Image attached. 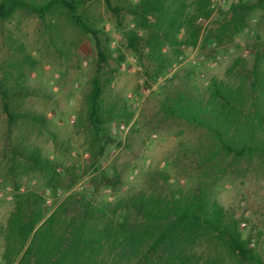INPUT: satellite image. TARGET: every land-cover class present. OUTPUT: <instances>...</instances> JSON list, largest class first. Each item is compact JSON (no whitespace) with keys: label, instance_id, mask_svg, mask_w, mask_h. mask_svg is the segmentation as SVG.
Masks as SVG:
<instances>
[{"label":"trees","instance_id":"16d2710c","mask_svg":"<svg viewBox=\"0 0 264 264\" xmlns=\"http://www.w3.org/2000/svg\"><path fill=\"white\" fill-rule=\"evenodd\" d=\"M95 2L114 18L126 49L143 69L146 85L163 77L183 49L209 46L217 52L218 46L233 42L247 29L256 10H264V0H238L216 14L222 18L203 27L213 18L210 0H0L2 21L21 9L41 20L58 10L71 26L92 38L95 58L75 126L84 130L86 151L96 171L99 158L114 142L110 123L128 124L134 113L127 102L108 93L125 55L111 48L110 39L85 10L86 4ZM262 45L255 49L249 68L241 56L233 59L226 72L232 74L230 81L211 77L206 89L199 91L189 84L190 70L183 86L163 89V118L205 131L209 146L201 162L208 164L207 169L264 163ZM175 78L176 74L166 82L172 84ZM9 79L0 76L1 110L8 127L21 123L50 132L46 115L18 109L16 98L26 88L19 79L14 84ZM50 134L55 141L56 134ZM3 155L7 181L15 192L13 208L0 225V264H228L231 259L237 264H264L256 248L250 247L251 238L244 236L241 220L218 201L205 180L186 189L174 188L169 176L158 172L159 186L129 191L114 202L69 193L49 207L38 190L21 191L19 178L38 175L55 199L59 191L68 192L75 184L74 169L50 159L22 135L4 147ZM99 182L117 188L120 177L102 172Z\"/></svg>","mask_w":264,"mask_h":264},{"label":"rangeland","instance_id":"374dc122","mask_svg":"<svg viewBox=\"0 0 264 264\" xmlns=\"http://www.w3.org/2000/svg\"><path fill=\"white\" fill-rule=\"evenodd\" d=\"M33 1L41 3L45 0ZM85 10L110 39L111 48L119 49L125 55V62L117 69L108 93L127 102L134 113L133 119L128 124L114 121L127 128L122 132L115 131L110 123L114 142L99 158L96 171L86 151L84 130L75 126L83 96L88 93V77L95 58L92 38L71 26L58 10L46 14L41 20L31 11L21 9L9 19L0 20V76H9L11 84L19 79L27 92L22 91L21 98H16L18 109L46 115L50 132L56 134L53 141L45 129L21 123L9 128L0 102V225L5 224L13 208L15 192L14 184L7 181V160L3 150L10 141L15 142L22 135L27 142L39 146L50 159L73 168L77 176L72 188L68 192L59 191L55 199L50 197L38 175L21 176L18 181L20 190H38L45 197L47 206H53L54 202L57 205L69 193H88L97 201L106 199L114 202L129 191L159 186L158 172L166 173L168 183L174 188L186 189L198 180H205L210 183L218 201L241 220L244 236L250 237L254 243L250 247H255L264 259V163L255 160L238 167L224 165L207 169L208 164L201 162L209 146L205 131L182 120H166L160 113L163 89L183 86L188 71H193L189 76L190 86L203 91L211 77L226 81L232 79V74L227 75L226 72L234 58L241 56L246 59L249 68L259 43L262 42L260 47L264 48V10H256L247 29L233 42L218 46L217 52L209 46L184 49L185 58L193 54L200 63L183 62L172 73V76L176 74L172 84L166 82L172 76L162 79L165 73L156 81H149V85L144 83L146 78L142 67L126 49L115 20L104 5L88 3ZM222 17L223 14L219 18L215 14L211 22H203L202 26L206 27ZM257 35L260 41L256 39ZM26 56L29 61L24 63ZM214 61L216 65L210 67ZM201 74H204L203 78ZM102 172L110 177L115 173L119 175L117 188L99 182ZM73 179L72 175L68 177V181ZM241 223L245 225L241 226ZM1 252L0 237V255ZM228 264L237 263L231 259Z\"/></svg>","mask_w":264,"mask_h":264},{"label":"built area","instance_id":"2783aa9c","mask_svg":"<svg viewBox=\"0 0 264 264\" xmlns=\"http://www.w3.org/2000/svg\"><path fill=\"white\" fill-rule=\"evenodd\" d=\"M238 2V0H210V9L212 10V15L217 14L220 10H223L226 6H228L231 3ZM184 50V49H183ZM115 56V55H113ZM183 62H189L192 65H197L200 63V59L195 58L194 55H190L189 57L185 58V56L182 54L180 55L177 60L167 69L166 75L162 78L165 80L166 78H170L172 76V73L180 67V65ZM216 65V61L210 63V67H213ZM202 78L204 77V74L200 75ZM113 129L119 132L126 131L127 128L124 126V124H116L115 122L111 123ZM244 223H241V226H244ZM254 243L251 242L250 246H253Z\"/></svg>","mask_w":264,"mask_h":264}]
</instances>
